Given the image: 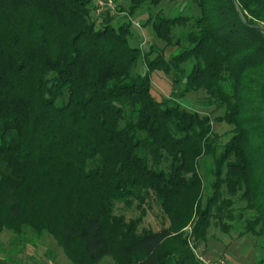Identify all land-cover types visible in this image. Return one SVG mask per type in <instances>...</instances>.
Here are the masks:
<instances>
[{
  "label": "trees",
  "instance_id": "obj_1",
  "mask_svg": "<svg viewBox=\"0 0 264 264\" xmlns=\"http://www.w3.org/2000/svg\"><path fill=\"white\" fill-rule=\"evenodd\" d=\"M102 1L0 0V231L48 232L74 264H204L211 226L264 249V0H238L246 21L234 0H130L150 51ZM158 70L223 113L158 97Z\"/></svg>",
  "mask_w": 264,
  "mask_h": 264
},
{
  "label": "rangeland",
  "instance_id": "obj_2",
  "mask_svg": "<svg viewBox=\"0 0 264 264\" xmlns=\"http://www.w3.org/2000/svg\"><path fill=\"white\" fill-rule=\"evenodd\" d=\"M99 1V0H96ZM124 10L118 11L121 5ZM168 8L172 7V2L164 3ZM174 4V3H173ZM130 0H116L117 12L116 18L124 22L131 23L133 35L130 37L132 45L141 46L144 50L150 51L152 47H163L165 43L157 39L152 32L150 26H144L149 12L146 7L138 12L137 15L129 14L128 8ZM156 7L154 11H157ZM177 51L176 46L166 47V55L169 57ZM156 56V52H151V57ZM136 66L137 72H145L147 65L144 60L138 61ZM153 93L158 97H173L183 107L189 110H197L203 114H209L212 118L222 114L223 110H217L213 105L209 104L205 93L202 91H193L185 96L175 94L179 88L174 84L173 76L162 72L161 70L152 73ZM214 129L223 134L222 141H226L230 136L232 126L226 122L214 121ZM211 160H208V163ZM207 163V164H208ZM202 173L205 182V197L211 192L209 179L206 176L207 166L202 163ZM116 212L123 213L127 218L135 217L139 210L135 207L126 208L123 204H118ZM164 215L160 207L152 204V208L148 209L144 225L153 229H159ZM241 227V226H240ZM261 239L253 234L238 236V229H233L229 233L223 232L219 227L211 226L207 243L199 246L196 251L202 257L204 264L208 262L218 264H264V249L261 247ZM0 264H74L70 257L66 254L64 248L48 232L38 234L32 229H26L21 233H15L10 229L0 231ZM96 264H116L112 256H106Z\"/></svg>",
  "mask_w": 264,
  "mask_h": 264
},
{
  "label": "built area",
  "instance_id": "obj_3",
  "mask_svg": "<svg viewBox=\"0 0 264 264\" xmlns=\"http://www.w3.org/2000/svg\"><path fill=\"white\" fill-rule=\"evenodd\" d=\"M98 3L101 5V6H103L104 5V1H102V0H99L98 1ZM108 6H110V7H112V8H114V0H109V2L108 3H106ZM207 264H218V263H211V262H208Z\"/></svg>",
  "mask_w": 264,
  "mask_h": 264
},
{
  "label": "water",
  "instance_id": "obj_4",
  "mask_svg": "<svg viewBox=\"0 0 264 264\" xmlns=\"http://www.w3.org/2000/svg\"><path fill=\"white\" fill-rule=\"evenodd\" d=\"M234 2H235L236 6H237V8H238V11H239V13H240L241 18H242L244 21H246L245 15H244L243 11L241 10V8H240V6H239L238 0H234ZM262 30H263V29H262ZM263 34H264V31H263Z\"/></svg>",
  "mask_w": 264,
  "mask_h": 264
}]
</instances>
